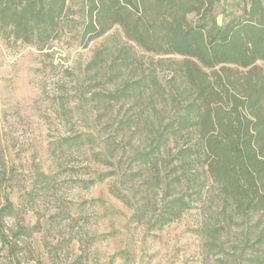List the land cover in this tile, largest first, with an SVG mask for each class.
I'll use <instances>...</instances> for the list:
<instances>
[{
	"label": "trees",
	"instance_id": "16d2710c",
	"mask_svg": "<svg viewBox=\"0 0 264 264\" xmlns=\"http://www.w3.org/2000/svg\"><path fill=\"white\" fill-rule=\"evenodd\" d=\"M72 1L0 0L4 44L44 51L75 31L82 47L100 40L84 82L107 126L60 137L53 153L113 166L109 193L132 222L154 215L159 229L195 211L217 264H264V0ZM115 105L128 108L107 119ZM17 213L6 198L0 219ZM36 229L18 225L8 245Z\"/></svg>",
	"mask_w": 264,
	"mask_h": 264
},
{
	"label": "rangeland",
	"instance_id": "374dc122",
	"mask_svg": "<svg viewBox=\"0 0 264 264\" xmlns=\"http://www.w3.org/2000/svg\"><path fill=\"white\" fill-rule=\"evenodd\" d=\"M78 2L72 1L75 8ZM75 32L44 51L0 41V208L6 198L18 208L16 216L0 219L2 234L9 236L0 238V264H217L194 232L195 211L159 229L151 225L154 215L134 223V209L109 193L114 178L105 177L113 166L53 153L58 138L101 136L107 126L96 124L84 82L100 40L82 47ZM127 108L115 105L106 118ZM41 172L49 185L39 182ZM138 188L140 198L144 187ZM18 225H36L37 231L14 249L8 242Z\"/></svg>",
	"mask_w": 264,
	"mask_h": 264
}]
</instances>
